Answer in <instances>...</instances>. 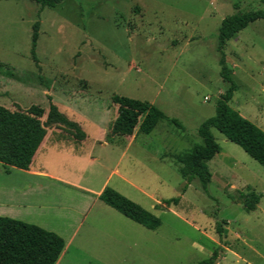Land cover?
<instances>
[{
	"label": "rangeland",
	"instance_id": "374dc122",
	"mask_svg": "<svg viewBox=\"0 0 264 264\" xmlns=\"http://www.w3.org/2000/svg\"><path fill=\"white\" fill-rule=\"evenodd\" d=\"M262 8L258 0H62L52 8L0 0V106L42 111L46 136L32 169L57 178L15 168L6 176L0 167V213L61 226L105 183L160 225L148 230L107 210L121 237L84 224L66 256L72 264H197L213 251L215 264H264V167L215 128L220 150L206 162L207 193L195 179L181 195L175 160L201 142L197 127L227 88L216 53L221 20ZM223 52L238 87L229 106L264 131V20L234 34ZM114 96L147 101L184 129L166 121L147 135L136 128L122 156L124 147L101 142ZM50 105L57 116L48 120ZM250 191L261 198L248 212L239 193Z\"/></svg>",
	"mask_w": 264,
	"mask_h": 264
},
{
	"label": "trees",
	"instance_id": "16d2710c",
	"mask_svg": "<svg viewBox=\"0 0 264 264\" xmlns=\"http://www.w3.org/2000/svg\"><path fill=\"white\" fill-rule=\"evenodd\" d=\"M40 7H54L62 0H29ZM262 9L236 12L224 17L217 29L216 53L218 55L219 75L227 88L221 93L214 108V115L205 119L196 130L200 138L189 150L175 156L178 173L184 181L181 195L189 184L197 180L200 189L207 193L211 174L206 164L220 150L211 132L215 128L232 143L240 147L260 166L264 167V131L254 123L243 118L229 106L238 87L230 75L223 48L236 33L256 20H264V0H258ZM237 9V4H234ZM33 42L36 33L32 36ZM117 106L116 116L105 134V141L111 145H125L126 137L132 136L137 128L141 134H149L161 121H166L178 129L184 127L173 118L167 117L158 107L147 101L125 96H114ZM43 113L36 107L26 111H8L0 106V167L8 172L9 168L27 170L39 146L44 141L46 130L41 118ZM55 107L50 105L48 120L56 117ZM245 211H252L261 198V194L250 191L239 193ZM98 199L119 214L148 230H155L160 220L138 204L105 187ZM180 196L166 199L161 207L177 205ZM218 234L221 229L217 226ZM64 247L63 239L56 233L40 226L21 220L0 216V264H54ZM217 251L197 264H215Z\"/></svg>",
	"mask_w": 264,
	"mask_h": 264
},
{
	"label": "crops",
	"instance_id": "0c3cea01",
	"mask_svg": "<svg viewBox=\"0 0 264 264\" xmlns=\"http://www.w3.org/2000/svg\"><path fill=\"white\" fill-rule=\"evenodd\" d=\"M125 140H126L125 141L126 144L124 146H122V147H124V149L122 150L123 151L122 156L126 154V152H124V151H127L134 144L135 137H132L131 140H129L128 137H126ZM101 142L104 145L108 144L105 141V135H104V139ZM42 144H43V142L41 143V145ZM41 145L39 146V148H41ZM108 145H111V144H108ZM12 168H9L8 172L4 171L6 176H9L11 174ZM15 169H17V168H15ZM18 170H21V169H18ZM113 172L118 174V176L121 178V180L123 182L130 184L134 188L136 187L134 184H132L130 182V180L125 178L124 175H120L118 170H115ZM21 173L29 174L30 176H34V177L39 176V175H44V176L50 177L53 180L57 179L54 176H51V175H48L44 172H39L38 170L32 169V163L27 170H21ZM104 184L101 187V189L96 193V195H95L96 198L99 196V194L102 192V190L106 187V186L104 187ZM96 198L87 200L84 203V205H82L81 207H79V209H77L76 213H72L73 214L72 217L64 216L62 218L63 222H62L61 226L52 225V224H44V223L38 224L37 223L40 227L58 234L64 241V247H63L61 253L59 254V256H58V258L54 264H60L61 262H63V264H72L70 262V259H66V256H67L68 252L70 251V249L73 247V244L76 241V238L78 237L79 232H80V230L84 224H86L88 226V231L91 232V230H92V232H94V233L98 232V235L101 237H104V238L107 237L111 240H114L117 237H121V234L117 233V231H116V226L114 225L115 222L114 221L112 222L111 221L112 219H110L107 216L108 211L114 212L116 214H119V213L116 212L114 209L110 208L109 206L105 205L98 198L97 199ZM0 216H6L9 218L25 221L27 223H31V224L35 223L36 224V222L31 220V219L21 217L20 215H17V214L11 213V212L0 213ZM86 235H87V233H86ZM91 235L92 234L90 233L89 234L90 237H88V235L85 237L86 241L87 240L89 241V239L92 238Z\"/></svg>",
	"mask_w": 264,
	"mask_h": 264
}]
</instances>
